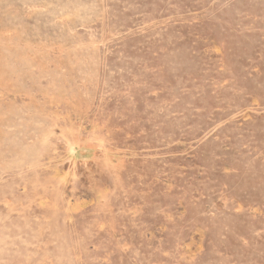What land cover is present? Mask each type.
<instances>
[{
	"label": "rangeland",
	"instance_id": "rangeland-1",
	"mask_svg": "<svg viewBox=\"0 0 264 264\" xmlns=\"http://www.w3.org/2000/svg\"><path fill=\"white\" fill-rule=\"evenodd\" d=\"M0 264H264V0H0Z\"/></svg>",
	"mask_w": 264,
	"mask_h": 264
}]
</instances>
